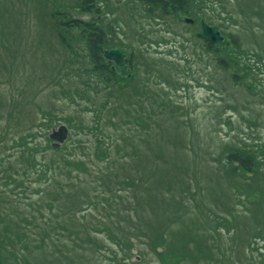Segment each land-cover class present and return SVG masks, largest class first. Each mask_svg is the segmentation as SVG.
<instances>
[{"label": "rangeland", "instance_id": "1", "mask_svg": "<svg viewBox=\"0 0 264 264\" xmlns=\"http://www.w3.org/2000/svg\"><path fill=\"white\" fill-rule=\"evenodd\" d=\"M82 3L0 0L3 264H264V0H190L186 11L96 0L90 16ZM56 16L103 27L106 49L127 55V88L96 89L84 33L63 27L62 41ZM202 18L240 48L207 50L196 37ZM105 97L117 125L109 130L127 142L98 158L88 125ZM140 117L143 133L133 126ZM61 123L72 128L67 156L88 171L39 147ZM253 149L254 176L227 161ZM128 178L135 189L122 184Z\"/></svg>", "mask_w": 264, "mask_h": 264}, {"label": "trees", "instance_id": "2", "mask_svg": "<svg viewBox=\"0 0 264 264\" xmlns=\"http://www.w3.org/2000/svg\"><path fill=\"white\" fill-rule=\"evenodd\" d=\"M145 3H148L149 5L152 6H157L160 5L161 7H163L165 10H173V11H180V10H184L186 11V9L189 7L190 5V0H143ZM80 10L83 11L85 14H88L89 16L92 15V13H96L99 12L97 6H96V0H83L82 6L80 7ZM57 19V25H59L57 27V31L59 34V37L61 38L62 41L65 40V36L63 34H61V30L64 28L68 29V28H72V29H76L82 31L83 37H84V43L86 44V47L88 48V51L91 55V58L95 61L94 63V70L96 75H94L95 77H100L101 80L100 82L103 84L102 87L98 86V82H96L95 86L96 89L100 90L99 92L107 94L108 92L111 94L116 95V93L120 92V90H123V88H127V87H123L124 85H122L121 81H122V77L121 76H117V73L111 68L109 67V61H105L104 57H103V52L106 49V47L104 45H106L105 43V38H106V33L104 32L103 27H101L99 24H95V22H86L83 21L81 19H73V18H69L68 21L62 20L60 21V18L58 16H56ZM207 22H209L208 20H206ZM210 23V22H209ZM228 33V32H227ZM203 42L204 47L209 50L212 48H216L215 45H213L211 42H209L206 39L200 40ZM233 42V45L235 46V48H240L238 43L234 40H231ZM219 46V48L223 47V48H227V46H225V44H219L217 45ZM228 49V48H227ZM259 59H261V55L257 56ZM263 58V56H262ZM68 59H70V57H65L64 62L66 63L68 61ZM128 62L130 63V59L128 60ZM223 65L226 68V61H222ZM112 65V64H110ZM223 66V67H224ZM111 68V69H110ZM68 74L66 76H70L72 73L67 72ZM73 75V74H72ZM124 80V79H123ZM121 82V83H120ZM86 86L87 89L89 88L91 89V84H87L85 82H83ZM84 89V90H83ZM83 92H85V88H83ZM112 104V99L105 97L102 100H100V102L97 105L91 106L93 111H94V117H92L93 121H92V125H88V130H92L93 132L95 130H98L97 132L99 134L104 135L105 138L108 137H113L112 141L115 144H112V146L110 148L115 147L118 144V149L120 150V142L124 141L127 142V140H122V138H124V135L122 133H120V131L115 132V134L120 133V136L118 137V139L115 138L114 133H112L109 128H116V124L114 122H112V118H113V111L112 107L110 108V106ZM51 111L50 109H45L43 107V109H39L38 113H47ZM110 111V112H109ZM128 114L130 113L129 111L127 112ZM110 114V115H108ZM48 115H45V117ZM129 116V115H128ZM125 116L126 119L128 120L129 117ZM43 118L44 122L46 121V118ZM65 119V118H63ZM74 126H78L79 124H73ZM129 126V123L127 124ZM134 129L136 131L142 132L144 130V125H143V118L140 117L139 119L135 120V123H133ZM40 127V130L42 131H46L47 129L44 127V125L42 124ZM78 127L76 128V130L78 129ZM79 130V129H78ZM143 133V132H142ZM78 135H82L79 133V131H77ZM46 144L42 143L39 145V147L42 145L45 146V148H47L48 150H52L54 153L60 155L61 157L64 158L65 162L63 165L64 168L70 170V168H73L74 166H76L79 162L81 161H76L74 162V164L72 163V159L67 156V153L65 151H67L68 147H62V149H56L54 147H49V137H46ZM44 139V142H45ZM94 144L98 145L100 147V153L99 156H97L98 158H105L106 156H110L111 153V149L109 147L106 148V145L104 143V141H101L98 137H94ZM117 142V144L115 143ZM117 149V150H118ZM251 154H248L247 152L243 151V152H234L231 153L227 156V161L232 164L233 168L236 171L245 173L247 175V173H251L252 176H254L256 174L255 172V168L256 165L259 164V155H257V151L256 150H252L250 151ZM22 156L24 157L27 153H29V151H25L23 150L22 152ZM134 155H136V152H132L130 154H128V156H132L134 157ZM82 163V162H81ZM83 164V163H82ZM83 166H85V168L88 171V168L86 165L83 164ZM51 167V164H46V162L44 164H42L40 170L43 171V174L45 176H47L48 171H50L51 169H53ZM241 169V171H240ZM263 171V170H262ZM48 177V176H47ZM245 179H247V176L244 177ZM137 183H139V180H135L133 178L131 179H126L122 181V184L126 185L130 190L135 189V187L137 186ZM91 206L93 205V202L90 204ZM90 206V207H91ZM90 207L85 206L86 211L90 209ZM84 209H79L78 212H82L85 210ZM26 263V262H25Z\"/></svg>", "mask_w": 264, "mask_h": 264}, {"label": "water", "instance_id": "3", "mask_svg": "<svg viewBox=\"0 0 264 264\" xmlns=\"http://www.w3.org/2000/svg\"><path fill=\"white\" fill-rule=\"evenodd\" d=\"M202 28H203V33L200 34L199 36L201 38H206L208 40H210L211 42L215 43V42H219V41H223L224 39L222 38V36L220 35V32L218 31L217 27H210L207 24H205L203 22L202 24ZM108 59L110 60H115L117 65L122 66V62L125 58L124 54H122L119 50H112V51H106L104 54ZM66 127L65 126H61V128L59 129V133H57L56 135H53L59 142L62 143V141L66 138ZM54 133V132H53Z\"/></svg>", "mask_w": 264, "mask_h": 264}]
</instances>
